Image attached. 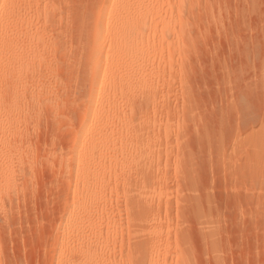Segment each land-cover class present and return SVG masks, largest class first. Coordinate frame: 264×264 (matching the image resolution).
<instances>
[{
  "label": "rangeland",
  "instance_id": "374dc122",
  "mask_svg": "<svg viewBox=\"0 0 264 264\" xmlns=\"http://www.w3.org/2000/svg\"><path fill=\"white\" fill-rule=\"evenodd\" d=\"M97 1L4 0L0 264H185L187 250L191 264H264V164L251 162L245 141L264 124V0H142L148 42L136 58L146 66L131 84L150 82L155 101L146 106L140 96L132 108L108 84L98 90L99 97L115 96L117 106L98 108L91 130L114 112L119 117L97 141L101 158L83 157V165L101 161V169L83 186L78 213L64 211L80 177L69 170L68 153L86 111ZM134 64L119 71L129 73ZM133 116L150 122L144 155L156 171L146 207L142 199L127 200L142 175L132 165L140 155L126 126ZM189 187L200 195L195 200ZM197 204L217 222L218 262L197 228ZM74 213L83 217V232L63 242L57 231ZM138 214L155 220L137 262L129 226ZM81 249L83 258L74 256Z\"/></svg>",
  "mask_w": 264,
  "mask_h": 264
},
{
  "label": "bare ground",
  "instance_id": "6f19581e",
  "mask_svg": "<svg viewBox=\"0 0 264 264\" xmlns=\"http://www.w3.org/2000/svg\"><path fill=\"white\" fill-rule=\"evenodd\" d=\"M141 4H142V0H98L97 1V4H96L97 13H96V17H95V20L97 23V26H96L97 29L92 36L94 47H93V50H91L92 51L91 52V58H90L91 60L89 61L90 66L88 65V67H90V69H91V72H89L91 74H90V79H89V89L87 91V95H86V99H85V110L86 111H85L84 121L83 120L81 121L77 135H76L74 148L71 149L68 153V156L72 159V161H71L72 163L70 165L69 170H71L72 172H77L80 177L75 180V183L72 186L73 187V189L71 191L73 193L72 204H70L71 203L70 201H69L70 203L69 202L66 203L64 211H69L68 209L70 208V210H71V208H72V210H75V212H78V213L82 212L83 213V186H85V185L88 186V185L92 184V182H90L91 181V178H90L91 172L96 171L98 168H99V170L101 169V163H100L101 161H96L97 160L96 159L95 160L96 162L94 164L89 163L90 165L87 166L86 165L87 163L86 164L84 163L85 165H83V157L84 156H89V157L91 156L93 159H95L99 156V150L101 148L100 149L97 148L96 144H97L98 139H100L101 135L103 134L104 129L106 127H108V125L111 122H113L114 119H116V121H117V119L119 117L118 113L112 112L113 113L112 114L110 112L112 115H109L106 118L102 119V122L100 123V125H98L97 127L93 128L91 130L92 119H94V117L96 115L95 114L96 110L98 112V108L101 107V109H102L104 107L106 108V107H113V106L116 107L117 106V102L115 101L116 100L115 96H110V94H108L107 97H106V95H105V97H99L100 95H98V93H97L98 90L101 89V87L104 88L105 85L108 84L110 86L109 87L110 90H112L111 94L113 93V95H114V94H116V92H119V91L123 92L124 93V97H123L124 100L122 99L124 101L123 103L126 106L132 107V108H133V104H135V102L137 105V102H138L140 96L141 97L144 96V101L142 100V98H140V99H141V101L145 102L144 105H146V106L148 105L149 102L152 103L151 101H153V102L155 101L154 100L155 96L153 94V90H155V89H153L150 82L149 83L144 82L142 85H139L138 87L131 84L132 80L134 78H136L138 75H140L145 70V66H146V64H145L146 60L145 59H137L136 58L137 54L147 45V42H148V38L146 37V34H145V30L147 29V24H146L147 12H146V10L145 11L142 10V7H140ZM6 6L7 5L5 4L4 0H0V17L3 14V11L6 8ZM0 25H3V24H0ZM105 33H111V34H109V36H107V35H105ZM107 49L111 50V55L110 56L108 55L109 57H104L105 54L107 53L106 52ZM131 62L135 63L134 65H136L135 68H133V71H131L129 73L126 72L127 74L121 73V71H119L120 67H122L125 64L127 65L128 63L130 64ZM157 70H158V68H157ZM156 74H158V73H156ZM263 75H264V73H263ZM106 87H107V85H106ZM97 96L100 99L98 98V100H97L96 99ZM141 101H140V103H141ZM246 109H249V107H247ZM138 112H140V111H138ZM250 112L252 114V112H254V111H250ZM242 113L244 114L245 110ZM253 114L256 116L255 113H253ZM98 115H99V113H98ZM248 115H247V117H248ZM129 116H131V115L129 114ZM149 116H150V114H149ZM136 119L134 120V116H133V118L127 119L126 126L128 125L132 129V138L136 139L135 141H137V146H138L137 147L138 148L137 154L140 155V156L138 155L139 157H137V160H135L132 165L137 167L138 169H141L140 172H142V175L139 177V182H138V184L135 185L136 187L133 186L128 190L127 200L129 202L133 203L135 201H139L140 199H142L144 202H142L141 205L143 207H146L147 201L144 200V196H145L146 192H148L151 189V186H150L151 177L153 176V173L156 170L154 171V168H153L154 165L152 166V162H151L152 160L149 161L148 157L145 158V155H148L145 152L146 148H148V144L146 143V141H148V142L151 141V137H150L149 133H147V131L149 132V130H150L149 129L150 128V126H149L150 122L149 121L140 122L143 120H140V118H139V120H136ZM248 119H250V118H248ZM118 122H119V120H118ZM98 123H99V121H98ZM98 123H96L95 125H97ZM125 123H126V121H125ZM110 139H111V137H110ZM245 141L251 149V162H254L256 164V166L263 165L264 164V124H262V122L260 123V128H259V130H258V132L254 138L249 139V140L246 139ZM149 143H151V142H149ZM135 150H136V148H135ZM100 153H102V152L100 151ZM87 159H88V157H87ZM68 160H70V159H68ZM83 172H85L84 179H83ZM190 180H191V178H190ZM190 180H188V181H190ZM98 182H96V183H98ZM191 183H192V180H191ZM96 185L98 186V184H96ZM188 186H191V185H188ZM191 188L189 187V191ZM194 188H196V186ZM96 191H94V192H96ZM193 191H197V190L193 189L192 191H190L191 194H193L191 196V197H193L192 200H195V198H198L200 195L198 197H195V196H197L196 194H199V193L198 192L192 193ZM98 193H96L95 195H97ZM91 197L93 200V195ZM94 198H95V200H97L96 196ZM198 201H199V199H198ZM93 202H94V200H93ZM194 203H196V202H194ZM95 204L93 203L92 207H93V205L95 206ZM90 205H91V203H90ZM198 205L199 204H197L195 212H194L195 217L198 221L197 228H199L200 233L204 236V238L203 237L202 238L205 239L204 243L206 241L205 245H207L208 249L212 253V257L214 256L213 258H215V259L218 258V260H217V262H218L219 259L222 257L217 256V255H219V253H218L219 251L215 247V244H216L215 243V241H216V239H215V225H217L216 224L217 222L215 223V221H216L215 217H214V220L211 217L214 215L208 214L206 211H204V210H202V208H200L201 206L199 207ZM81 216L82 215L74 213V216L72 215L71 219L67 220L66 224L63 227H61L60 230L57 231L60 239L63 242H64L63 239L66 236H68L70 233H73L74 231H76L77 233L83 232V231H80L81 226H83V223H84L83 217H81ZM149 216H151V215H149V214L139 215L138 214V215H133L131 218V223H130L129 227H130V229H132L133 231L136 232L135 233L136 237H135L134 241L132 243H130L131 244L130 245V250H131L130 253H132V255H136L137 262H138V259L143 258V256L140 255L141 254V246L140 245L142 244V242H144V240L149 239V235L151 233L150 229L153 226L151 223L152 222L151 220H155V218L151 219ZM218 224H219V222H218ZM90 227H91V225H90ZM99 234H100V232H99ZM95 235H96V233H95ZM73 236L74 237L76 236L75 238L79 237V236L74 235V234H73ZM81 237H79V238H81ZM62 241H61V243L64 244ZM59 242H60V240H59ZM65 243H67V242H65ZM68 246L66 249H68ZM186 249H188V248H186ZM69 250H67L68 255H73V253H75L72 251L73 253L70 254ZM145 250H146L145 252H151L153 250V246L149 243ZM209 250H208V252H209ZM65 254L63 256L60 255L61 256L60 261L62 263L67 261V256ZM185 255H186L185 258L183 257L184 263L185 264H191L192 260L190 257H188L190 255L188 250H187V253ZM74 256H78V257L81 256V258H83L82 257L83 256V250L81 249L79 251V253H77V254L75 253ZM70 257H68V258H70ZM71 258H74V257H71ZM76 260H78V259H76ZM217 262H215V263H217ZM77 263L83 264L82 261L77 262ZM65 264H68V263H65ZM69 264H70V262H69ZM192 264H194V263H192Z\"/></svg>",
  "mask_w": 264,
  "mask_h": 264
}]
</instances>
